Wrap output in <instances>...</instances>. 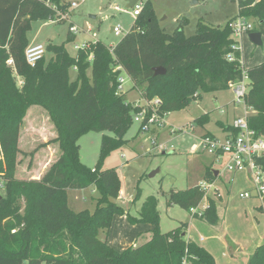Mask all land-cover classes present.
Returning <instances> with one entry per match:
<instances>
[{
    "label": "trees",
    "instance_id": "trees-1",
    "mask_svg": "<svg viewBox=\"0 0 264 264\" xmlns=\"http://www.w3.org/2000/svg\"><path fill=\"white\" fill-rule=\"evenodd\" d=\"M52 1L69 10L64 0ZM149 2H143L134 24L117 44L89 41L77 56L68 52L65 43L50 44L47 51L52 58L47 60L45 54L31 66L26 59L30 22L54 18L56 11L47 0H0V264H217L206 248L186 238L188 224L160 230L156 196H149L135 211L140 191L130 210L118 204L117 167L101 168V161L127 142L134 116L141 111L129 102L128 94H117L121 74L114 71L117 65L146 98H161L162 114L188 106L202 92L227 90L231 81L242 78L240 62L227 58L234 42L231 21L214 25L200 20L192 36L168 35ZM238 10L237 16L258 23L253 31H261L264 38V0H239ZM75 38L69 30L67 42ZM155 67H164L166 74L155 75ZM71 68L77 71L75 80ZM247 72L250 89L245 100L256 110L249 123L264 135V61L247 67ZM18 77L24 81L22 86ZM33 105L48 111L58 133L54 141L59 143L60 156L40 179L21 180L16 177L18 144L23 120ZM207 120V115L198 118L201 124ZM226 129L236 133L233 125ZM92 131L113 134L103 135L94 167L81 160L79 144L80 136ZM206 177L210 182L217 178L211 167ZM92 186L99 192L96 211L73 210L67 191ZM20 195L26 197L23 214L16 205ZM216 198L209 197L208 206L202 208L205 191L198 185L173 192L168 205L177 204L193 217L218 226ZM115 216H125L133 225L151 224V239L123 251L115 249L99 236L101 231L109 234ZM247 264H264V244Z\"/></svg>",
    "mask_w": 264,
    "mask_h": 264
},
{
    "label": "rangeland",
    "instance_id": "rangeland-1",
    "mask_svg": "<svg viewBox=\"0 0 264 264\" xmlns=\"http://www.w3.org/2000/svg\"><path fill=\"white\" fill-rule=\"evenodd\" d=\"M146 1L141 0L144 3ZM149 1L150 8L168 35L179 33L185 37L192 36L196 33L200 20H206L214 25H225L234 17L237 18L239 13L237 0ZM116 6L128 11H117ZM130 9L132 8H128V3L125 0H86L76 10L71 11L67 20L57 16L49 20L32 19L26 36L29 44H43L46 48L50 44L65 43L68 52L72 56H77L76 45L89 41L100 40L107 46L117 44L135 22ZM242 18L247 23H253L255 29L258 28V23L253 19L244 16ZM71 22L75 23L81 31L77 33L74 40L67 42ZM119 25L124 32L116 36L111 28ZM248 34L244 33L240 40L242 42V58L246 67L264 61V45L255 46L252 44ZM52 56V52L48 50L46 59L50 60ZM90 72L89 70V74ZM70 77L72 80L76 79V69H70ZM127 86L130 87V83ZM129 92V100H137L141 97L137 90L131 89ZM244 111L243 100L238 103L234 91L229 88L218 92H202L199 97L192 99L188 106L170 111L166 115L164 127H152L147 131L140 123L134 122L126 134L127 142L101 161V168L117 167L121 178L122 194V197L117 200L118 204L126 210H130L140 191L141 197L132 208L135 211L143 205L149 196L154 195L159 199L161 231L168 232L183 223L188 224L187 232L191 228V234L188 232L189 236L187 235L186 238L188 240L192 238L193 242L207 249L213 236L210 230L213 229L219 236H224L231 248V251H225L221 244H218L217 247L222 249L219 253L226 255L228 252L233 264L245 262L247 258L255 254L260 245L264 244V227L260 226L258 230L260 239L255 244L249 246L241 238V233L246 229H251V225L253 226L252 214L250 219L245 212L246 207L249 212L250 210L252 212V207L250 206V209L247 203L258 201L254 198L240 197L239 191L250 186L244 173H238L235 176L233 173L225 172L224 180L215 182L224 196L220 200L222 194L220 197L215 196L218 205L220 201H229L236 206V209L230 212H227V209H220L221 211L219 208L217 209L220 218L218 226H213L201 218L193 217L189 210L177 204L168 205V200L173 192L210 182L206 177L208 167H211L212 170L223 171L226 159L217 161L214 155L203 149L194 150V147L200 143V136L208 131L223 138V124L232 123L235 116H243ZM203 115H207L208 120L201 124L198 122V118ZM104 134L113 135L110 131H92L80 136V156L86 165L94 167L100 159ZM57 135V130L48 111L40 105L31 106L21 126L18 144L20 151L17 154L16 165L17 178L38 180L57 161L60 156L59 143L54 141ZM153 137L156 139L155 144L152 141ZM155 170L158 172L154 176H150ZM227 184L232 185L231 190L226 187ZM92 187L67 191L68 202L73 210L96 211L99 192L95 187ZM2 192L5 193L4 189ZM206 202L208 200H204L202 206ZM16 205L19 206V212L23 214L26 208V197L20 195ZM233 217L237 218L236 223L232 219ZM141 227L142 231H147L145 234L148 235V238L141 237L140 245L149 241L152 236L149 230L150 224L144 223L138 229ZM115 231L125 236L120 229L117 228ZM99 236L103 240L108 237L104 231H101ZM201 237H205L206 241H201ZM236 248L237 251H234Z\"/></svg>",
    "mask_w": 264,
    "mask_h": 264
},
{
    "label": "built area",
    "instance_id": "built-area-1",
    "mask_svg": "<svg viewBox=\"0 0 264 264\" xmlns=\"http://www.w3.org/2000/svg\"><path fill=\"white\" fill-rule=\"evenodd\" d=\"M86 0H64L63 2L69 6V10L63 11L60 6L52 0H47V5L52 6L56 11V16L67 20L71 11L76 10ZM239 0H237V3ZM144 3L139 2L134 8L130 9V13L134 18L142 11ZM117 11L127 12L119 6L115 7ZM52 19V18H51ZM70 31L74 35H77L81 29L73 22L70 23ZM230 27L232 28V38L234 40L232 44V51L228 54L227 58L230 61L238 60L242 68V78L237 81H231L229 83L230 89L235 93L238 103L245 105L244 115L237 116L233 121V127L236 133L230 132L225 138H220L212 134H204L200 136V143L194 147V150L203 149L208 153L214 155L217 161L226 158V163L223 171L220 172V176H223L225 172L228 173H245L252 183V188L246 189L240 192V197L244 199H258L261 202V208L264 210V135L258 134V132L251 128L249 123V116L256 113L253 107L246 104V96L250 89V78L245 66L244 59L242 58V42L240 41L244 33H250L254 29L253 23H247L241 15L231 20ZM116 36L121 35L124 30L119 26H114L113 31ZM89 46V42L81 45H76V49H85ZM113 50V48L111 49ZM47 48L43 44H30L26 49V59L31 66H35L36 63L43 58L46 54ZM237 52L240 56L237 57ZM90 58H93L91 55ZM9 65H13V59L8 60ZM121 70V74L118 76L117 94H129V90H137L140 94V98L137 100H129L137 107H141V111L134 116V122L140 123L144 130H151V128H161L166 124V115L160 112L162 100L159 97L148 99L143 95V92L138 88H133L134 81L123 70L122 66L117 65L114 71ZM24 83L21 77H18V84L22 86ZM130 83V87L127 84ZM153 144L156 143L155 137L152 138ZM205 191V199L213 195L215 197L221 196L220 188L215 184V181L204 183L201 185ZM212 192V194H211ZM122 197V194L120 195ZM202 206V208H206ZM197 209H192V212H196ZM13 233L16 229L12 230Z\"/></svg>",
    "mask_w": 264,
    "mask_h": 264
},
{
    "label": "crops",
    "instance_id": "crops-1",
    "mask_svg": "<svg viewBox=\"0 0 264 264\" xmlns=\"http://www.w3.org/2000/svg\"><path fill=\"white\" fill-rule=\"evenodd\" d=\"M236 117L237 116H235V118ZM227 125H233V122L230 123V124H227ZM227 125L223 124V126H222V129H223V136L222 137L223 138L228 136L230 134V132H231L230 129L229 130L226 129ZM204 134H212V135L216 136L215 134H213V133H211L209 131L207 133H204ZM224 159H226V158H223V160ZM216 160H217V158H216ZM218 171H219V175L218 176L215 175L217 177L215 179V182L220 181V180H224L223 176H220V172L221 171L220 170H218ZM236 175H238V173L235 174V176ZM247 178H248V176L246 175V179ZM247 180L249 181L250 186H248L245 189L240 190L239 192H241L243 190H246V189L252 188V183L250 182L249 178ZM233 182H234V179H233ZM226 187L229 189L230 187H232V185H228L227 184ZM89 188H91V187H89ZM92 188H94V187H92ZM229 190H231V188ZM223 197L224 196L222 194V198L220 197L219 200L223 199ZM256 200H258V199H256ZM258 201L257 202H248L247 203L249 208H250V206L252 207V212H251V210L249 212L248 207L245 208V212H246V214L248 215V217L250 219H251L250 215L252 214L253 226L251 225V229H246L245 232H242L241 233V238L249 246L251 244H255L256 242H258L257 240L260 239V235H258L259 234L258 230H259L260 226L264 227V211L260 207V203L261 202H258ZM207 204H208V202H206V204L203 205V207L206 206ZM239 204L241 206V203H239ZM218 208H219V211L227 209V212H230V211L235 210L236 206H235V204L233 202H229V201L228 202H226V201L221 202L220 201V203L218 205ZM262 217H263V219H262ZM232 219L235 220V223L237 222V220H236L237 218L236 217H233ZM142 224H144V223H139V224L133 225V224H130L128 222V220H127V218L125 216H115L114 219H113V222H112V226H111V228L109 230L108 237H107L108 243L112 247H114L115 249H117L119 251H123V250L129 248L130 246L140 245L139 241L141 240L140 239L141 237L148 238V235L145 234V233H147V231H145V230L142 231V227L140 229H138V227H140V225H142ZM150 226H151L150 229L148 228L149 230H151V228L153 227L151 224H150ZM117 228L120 229L121 233L123 232L125 234V236L121 235L117 231H115ZM210 231L212 232L213 236H212L211 241L208 243L207 250L215 257L217 264H233V260L229 257L228 252L226 253V255L223 254V253H219V252H221L222 249L217 247L218 244H221L222 248L225 251H227V250L231 251V248H230L229 244L227 243V241L225 240L224 236L223 237L219 236V234L216 233L213 229H211ZM188 232H190V234H191V228H190V230ZM188 232H187V235H188ZM189 240L193 241L192 238H190ZM201 241H206L205 237H201ZM142 244H144V243H142ZM200 246H202V245H200ZM234 251H237V248ZM224 259L226 260L225 263H224ZM249 259L250 258H247L246 261L242 262L241 264H247Z\"/></svg>",
    "mask_w": 264,
    "mask_h": 264
},
{
    "label": "water",
    "instance_id": "water-1",
    "mask_svg": "<svg viewBox=\"0 0 264 264\" xmlns=\"http://www.w3.org/2000/svg\"><path fill=\"white\" fill-rule=\"evenodd\" d=\"M128 3V8H134L140 0H125ZM111 31H113V27L111 28ZM249 39L253 44L256 46H262L264 45V38L261 31H253L248 34ZM155 75H163L166 74L167 70L164 67H155L153 68ZM158 171H153L150 176H154ZM215 175H219V171L215 170Z\"/></svg>",
    "mask_w": 264,
    "mask_h": 264
}]
</instances>
